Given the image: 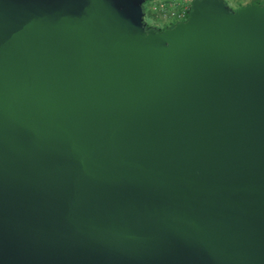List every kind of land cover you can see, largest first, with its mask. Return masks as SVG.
<instances>
[{
  "label": "water",
  "instance_id": "water-1",
  "mask_svg": "<svg viewBox=\"0 0 264 264\" xmlns=\"http://www.w3.org/2000/svg\"><path fill=\"white\" fill-rule=\"evenodd\" d=\"M0 0V264H264V4Z\"/></svg>",
  "mask_w": 264,
  "mask_h": 264
},
{
  "label": "rangeland",
  "instance_id": "rangeland-1",
  "mask_svg": "<svg viewBox=\"0 0 264 264\" xmlns=\"http://www.w3.org/2000/svg\"><path fill=\"white\" fill-rule=\"evenodd\" d=\"M229 6H231L234 9H237L241 5L248 4L252 2L253 0H226ZM158 0H151L147 1L144 5L145 11H146V17L145 20L147 22V25L152 28H158V29H166L172 25H175L177 21L174 19H165L160 15V12L158 10L157 3ZM259 3L264 4V0H258Z\"/></svg>",
  "mask_w": 264,
  "mask_h": 264
},
{
  "label": "built area",
  "instance_id": "built-area-1",
  "mask_svg": "<svg viewBox=\"0 0 264 264\" xmlns=\"http://www.w3.org/2000/svg\"><path fill=\"white\" fill-rule=\"evenodd\" d=\"M192 0H158V10L165 19L180 22L187 20Z\"/></svg>",
  "mask_w": 264,
  "mask_h": 264
},
{
  "label": "trees",
  "instance_id": "trees-1",
  "mask_svg": "<svg viewBox=\"0 0 264 264\" xmlns=\"http://www.w3.org/2000/svg\"><path fill=\"white\" fill-rule=\"evenodd\" d=\"M253 3H259V2H258V0H253L252 2H250L248 4H245V5H241L240 7L247 6V5H250V4H253Z\"/></svg>",
  "mask_w": 264,
  "mask_h": 264
},
{
  "label": "crops",
  "instance_id": "crops-1",
  "mask_svg": "<svg viewBox=\"0 0 264 264\" xmlns=\"http://www.w3.org/2000/svg\"><path fill=\"white\" fill-rule=\"evenodd\" d=\"M172 26V24H170Z\"/></svg>",
  "mask_w": 264,
  "mask_h": 264
}]
</instances>
